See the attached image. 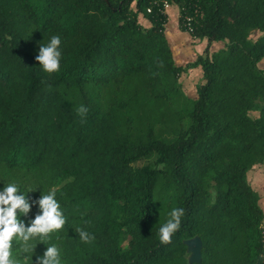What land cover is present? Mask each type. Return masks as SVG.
Masks as SVG:
<instances>
[{"label": "trees", "instance_id": "trees-1", "mask_svg": "<svg viewBox=\"0 0 264 264\" xmlns=\"http://www.w3.org/2000/svg\"><path fill=\"white\" fill-rule=\"evenodd\" d=\"M153 1L0 0V190L14 182L35 201L55 187L67 218L30 241L33 264L49 243L61 264L263 261L248 174L264 165V0H168L203 13L190 36L208 47L186 67ZM52 35L62 59L49 74L35 57ZM214 42L224 47L212 52ZM193 68L203 82L189 97L180 76ZM176 207L181 227L163 245L158 229ZM78 227L95 239L81 242ZM197 236L202 261L190 263L184 242Z\"/></svg>", "mask_w": 264, "mask_h": 264}, {"label": "clouds", "instance_id": "clouds-1", "mask_svg": "<svg viewBox=\"0 0 264 264\" xmlns=\"http://www.w3.org/2000/svg\"><path fill=\"white\" fill-rule=\"evenodd\" d=\"M35 59L44 72L49 74L58 72L62 59L61 37L52 35L47 43H40ZM160 66H163L162 62ZM77 112L84 118L88 108L80 105ZM159 167L163 169L165 165L161 164ZM34 205L38 206L39 212L26 225L20 217L27 216ZM184 215L185 210L180 207L173 208L168 213L167 220L160 225L157 232L161 244L167 245L172 242V236L180 229ZM66 223L67 218L56 199L55 187L47 194L42 193L39 199L30 201L19 191L16 183H8L0 190V264H20L19 260L13 259L14 240L19 242L17 251L20 258L25 264H33L32 257L36 247L34 248L30 241L36 239L48 241L51 239L50 234L64 228ZM75 231L83 243H91L95 239L93 234L83 228L78 227ZM35 264H61V249L55 243L47 244L43 255L36 257Z\"/></svg>", "mask_w": 264, "mask_h": 264}, {"label": "crops", "instance_id": "crops-1", "mask_svg": "<svg viewBox=\"0 0 264 264\" xmlns=\"http://www.w3.org/2000/svg\"><path fill=\"white\" fill-rule=\"evenodd\" d=\"M172 6L174 7L176 5L172 4ZM172 6L168 11L169 12L168 22L165 27V33L170 42V46L173 51V55L176 63L179 66L186 67L189 63L194 62L199 55H202L205 52V50L208 47V42L206 39L200 40L192 36H189L187 33H185L180 27V17L172 12L174 11V9H172ZM177 7L179 8V15H180V7L179 6ZM141 17L144 23H142L141 20L140 23H142L144 27H149L150 22L144 16H140V18ZM171 17L176 19V21H172ZM223 47H224V43L214 42L211 44L210 50L212 52H216ZM180 82L183 85L184 92L189 97H195L197 85L203 82V74L201 68H193L188 70L187 72H183L180 76ZM193 82H195L196 86L194 91L191 92V87L194 86L192 85ZM187 89H189L188 93H187ZM255 168L254 170H256ZM254 170H251L249 172L248 178L252 188L260 196L259 204L264 213V174L259 172L258 174L255 175ZM263 228H264V222H263Z\"/></svg>", "mask_w": 264, "mask_h": 264}, {"label": "built area", "instance_id": "built-area-1", "mask_svg": "<svg viewBox=\"0 0 264 264\" xmlns=\"http://www.w3.org/2000/svg\"><path fill=\"white\" fill-rule=\"evenodd\" d=\"M153 4L159 9V12L162 15L167 16L168 11L171 8L172 4L168 0H154ZM180 16V27L184 29L189 35L193 34L195 31V24L198 23L199 19L202 18L203 13L199 11L198 8H195L193 12L189 8L182 7ZM152 9L147 10L148 13H151ZM263 261L261 264H264V253L262 254Z\"/></svg>", "mask_w": 264, "mask_h": 264}, {"label": "water", "instance_id": "water-1", "mask_svg": "<svg viewBox=\"0 0 264 264\" xmlns=\"http://www.w3.org/2000/svg\"><path fill=\"white\" fill-rule=\"evenodd\" d=\"M187 245L188 253H190V263H201L202 261V240L200 237H194L184 242Z\"/></svg>", "mask_w": 264, "mask_h": 264}, {"label": "rangeland", "instance_id": "rangeland-1", "mask_svg": "<svg viewBox=\"0 0 264 264\" xmlns=\"http://www.w3.org/2000/svg\"><path fill=\"white\" fill-rule=\"evenodd\" d=\"M178 5H176V6H172V9H174V11H172L173 13H175V14H177L179 17L181 16V10H180V15H179V8L177 7ZM169 13V12H168ZM171 19H172V21H176V19H174V18H172L171 17ZM140 20L142 21V17L140 18ZM142 23H144V21H142ZM184 31V30H183ZM185 33H187L186 31H184ZM188 35H189V33H187ZM258 33H255V34H253V38L254 39H256L257 37H258ZM190 36V35H189ZM260 67L261 68H263L264 69V63H260ZM192 85H194V86H192L191 87V92H193L194 91V89H195V82H193V84ZM183 86V85H182ZM188 91H189V89H187V93H188ZM190 92V93H191ZM258 112H252L251 113V115L253 116V117H256V116H258ZM255 168V167H254ZM256 170H254V169H252V170H254V172H255V175L256 174H258L259 172H261L262 174H264V165H258V166H256V168H255ZM251 173H253V172H251ZM189 256H190V253H189Z\"/></svg>", "mask_w": 264, "mask_h": 264}]
</instances>
